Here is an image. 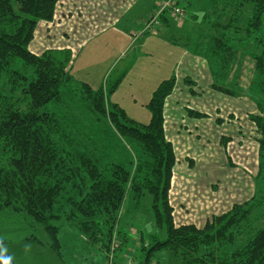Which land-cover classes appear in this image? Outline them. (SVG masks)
Here are the masks:
<instances>
[{"label":"rangeland","instance_id":"rangeland-1","mask_svg":"<svg viewBox=\"0 0 264 264\" xmlns=\"http://www.w3.org/2000/svg\"><path fill=\"white\" fill-rule=\"evenodd\" d=\"M12 1L20 11L16 1ZM64 1L69 8L58 24V30L53 29L47 36V21L40 20L30 49L74 42L75 34L69 27H82L85 31L91 18L98 21L104 16L105 0ZM113 1L119 4L120 0ZM125 1L132 3V0ZM152 1L134 0L138 11L124 10L122 13L126 12L127 20H132L149 8ZM178 5L193 17L185 25L189 40L177 45L178 50L189 51L182 64L173 65L174 55L164 58L167 49L177 50L174 43L166 40L159 44L155 53L152 52L154 61L135 66L130 64L134 60L132 52L124 60L111 62L113 58L105 57L95 61L88 52L94 48L103 51L106 44L87 45L76 52L74 63L69 64L72 81L65 83L61 97L46 103L43 110L56 111L60 115L63 126L76 138H72L76 148H96L105 152L108 158L102 160L104 164L119 163L135 175L139 161L148 156L139 140L117 131V121L131 124L122 115L121 108L127 118L148 123L151 119L148 101L156 82L175 76V89L167 97L164 107L166 138L173 141L169 140L177 158L170 199L177 224L193 222L203 226L207 217L229 210L264 187V178L260 177V133L255 123L258 115L264 117L263 74L257 59L264 51L257 41L259 37L264 39V25L260 32L249 36L247 22L251 11L248 5L240 13L234 8L224 11L223 5L216 0H178ZM205 12L211 15L204 16L206 21L203 22ZM105 20L103 18L102 22ZM211 24L220 28L214 29ZM78 33L81 35L80 31ZM213 34L225 41L216 42L212 39ZM14 67L34 74L33 68L25 67L21 61ZM83 83H88L93 91L103 89L104 114L93 106V99L85 92ZM13 86L11 74L2 73L0 88L11 104L24 108L23 86L18 89ZM115 112L117 121L112 120ZM262 171L264 176V169ZM79 183L78 177L64 183L54 210L58 215L50 220L58 226L56 235L63 258L50 248L51 237L42 223L25 214L0 210V237L8 240L5 249L19 264H109L111 253L115 264H125L128 259L137 264L146 259L151 235L166 238L165 228H160L155 221L152 195L145 191L137 196L129 191L120 208L109 246L105 247L109 226L102 222L101 215L98 219L102 240L93 239L92 232L87 233L81 228L86 219L77 204L71 202L74 197L80 200L79 196L84 195L79 192ZM250 235L251 231L247 229L232 249ZM33 236L36 241L24 243V239ZM25 258L28 259L26 263ZM176 261L170 250L163 249L154 253L150 264H175Z\"/></svg>","mask_w":264,"mask_h":264},{"label":"trees","instance_id":"trees-1","mask_svg":"<svg viewBox=\"0 0 264 264\" xmlns=\"http://www.w3.org/2000/svg\"><path fill=\"white\" fill-rule=\"evenodd\" d=\"M15 1L20 11L12 0H0V75L11 74L15 89L23 86L26 105L22 108L11 104L0 88V210L25 214L42 223L50 234L51 248L63 258L56 235L58 226L50 220L58 215L54 213L55 205L66 181L77 177L80 180L79 192L84 195L79 196L80 200L74 197L71 202L77 204L86 219L82 222V230L92 232L93 239L102 240L99 216L108 224L107 248L126 193L133 191L139 196L148 191L152 195L156 224L165 228L167 236L161 239L157 234L151 235L146 259L138 264H150L154 253L163 249L174 254L175 264H264V187L248 200L212 215L203 226L175 222L170 189L177 158L164 127V107L176 85L175 76L161 81L153 92L148 103L149 123L127 118L122 108L121 113L131 121L130 125L119 123L117 112L112 115V120L120 125L117 131L139 140L148 156L139 161L135 175L119 163L104 164L102 160L108 158L105 152L96 148H76V138L63 126L60 115L56 111L43 110L46 103L61 97L63 85L72 81L68 69L72 60L70 50L48 49L36 54L29 48L38 22L53 19L59 0ZM216 3L222 4L224 11L234 8L239 13L248 5L251 11L247 22L249 36L262 30L264 0H216ZM211 26L220 28L216 24ZM223 27L230 29L227 25ZM213 35L216 42L225 41ZM220 35L225 36V33ZM257 41L264 48V39L259 37ZM257 59L264 86V51ZM19 61L33 68L34 74L14 67ZM83 86L93 99V106L104 114L103 89L93 91L88 83ZM255 119L260 133V177L264 178V117L258 115ZM247 229L251 235L232 249ZM24 240L36 241L37 238ZM6 243L8 240L0 237V248L4 249ZM5 258H10L9 264H17L7 251L0 252V264Z\"/></svg>","mask_w":264,"mask_h":264},{"label":"crops","instance_id":"crops-1","mask_svg":"<svg viewBox=\"0 0 264 264\" xmlns=\"http://www.w3.org/2000/svg\"><path fill=\"white\" fill-rule=\"evenodd\" d=\"M133 1L134 0H132V3L129 4L125 0H120L119 4H117L113 0H105V2L103 3L106 6L104 11V16H102L100 20L97 21L91 18V22L88 24V27L85 29V31L83 30L82 27L80 28L75 26L69 27V30H71L75 34L72 40L74 42H71L69 44L62 43L60 45H46L44 47L42 45V47L40 46L34 50L32 49L31 50L36 54H42L44 51L48 49H68L72 53V60L70 64H73L74 59L76 57V52L78 50L83 49L87 45L96 46L99 43H105L106 46L103 51L94 48L90 50V52H88V55H90V57L95 61L107 57V58H113L114 60L112 59L113 61L111 62H114L118 60H124L132 52L134 60L132 59L130 61L131 62L130 64L135 66L145 61L146 63L148 61H154L152 57V52L155 53L156 48L159 47V44L163 43V41L166 40L168 42L174 43L175 44L174 48L176 46L177 50L167 49L166 54L163 55L164 58L174 55L173 65L179 63L182 64L183 60L189 55V51L178 50L180 48L177 45L181 42L189 40V37L187 36V32H185V25L188 19L193 18L191 17V14L185 12V16L182 17L178 15H173L172 11L168 10L160 18L161 22L158 28H156V30L154 31L143 30L145 26V21L151 16V14H153L156 11L159 2L163 3L165 0H153L152 4H150L149 2V8L145 9L138 17H135L132 20H127L126 17L128 14L126 12L131 11V13H134L136 10L138 11L139 9L135 7L136 2ZM176 2L178 4V0H176ZM66 6L67 5L64 0H59L56 6L57 9L55 11L53 19L42 20V21H47L46 22L47 36H49V33H51L53 29L58 30V24L61 21H63L67 9L69 8ZM124 10H126V12L122 13ZM71 15L72 13H70V17ZM206 15L210 17V13L205 12L203 15V19L204 16L206 17ZM103 18H106L105 23L102 22ZM204 21L206 20L204 19L203 22ZM78 31L81 32V35L80 33H78ZM66 37L69 38L68 40H71L70 39L71 37H69L68 35H66ZM34 38L35 35L33 39ZM214 38L215 37L212 36L213 40ZM182 46L183 45H180V47ZM164 79H167V77L160 79V81L156 82V87L153 89L151 96L155 91V89L158 87V85L161 83V81H163ZM209 217H207V219ZM24 243H29V242L25 241ZM7 244L8 243L3 245L4 249ZM39 244H41V247H45V244L43 243H39ZM9 254L14 258L16 263L19 264L17 259L11 253ZM24 260L26 263L28 259L25 258Z\"/></svg>","mask_w":264,"mask_h":264},{"label":"built area","instance_id":"built-area-1","mask_svg":"<svg viewBox=\"0 0 264 264\" xmlns=\"http://www.w3.org/2000/svg\"><path fill=\"white\" fill-rule=\"evenodd\" d=\"M172 9L173 15L185 16L186 10L183 7L178 6L176 0H165L162 4H158V8L156 11L151 14V16L145 21V26L143 30H151L154 31L160 25V18L164 14L165 11ZM144 32V31H142ZM109 264H115L114 254L111 253ZM125 264H135L134 260L128 259L125 261Z\"/></svg>","mask_w":264,"mask_h":264},{"label":"clouds","instance_id":"clouds-1","mask_svg":"<svg viewBox=\"0 0 264 264\" xmlns=\"http://www.w3.org/2000/svg\"><path fill=\"white\" fill-rule=\"evenodd\" d=\"M3 251H6V249H2L0 248V252H3ZM9 259L10 258H5L4 261H3V264H9ZM138 264V263H137Z\"/></svg>","mask_w":264,"mask_h":264}]
</instances>
